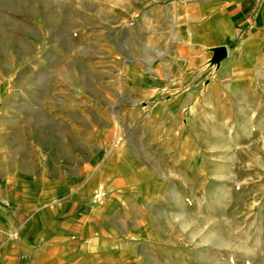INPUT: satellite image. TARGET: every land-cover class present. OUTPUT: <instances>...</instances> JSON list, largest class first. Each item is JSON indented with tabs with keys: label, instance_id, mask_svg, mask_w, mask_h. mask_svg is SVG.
<instances>
[{
	"label": "crops",
	"instance_id": "obj_1",
	"mask_svg": "<svg viewBox=\"0 0 264 264\" xmlns=\"http://www.w3.org/2000/svg\"><path fill=\"white\" fill-rule=\"evenodd\" d=\"M34 5L61 31L0 109V264H185L170 169L202 120L264 134V0Z\"/></svg>",
	"mask_w": 264,
	"mask_h": 264
},
{
	"label": "rangeland",
	"instance_id": "obj_2",
	"mask_svg": "<svg viewBox=\"0 0 264 264\" xmlns=\"http://www.w3.org/2000/svg\"><path fill=\"white\" fill-rule=\"evenodd\" d=\"M35 1L0 0V109L18 93L21 65L34 62L35 37L46 38L48 49L50 33L61 31L48 18L35 21ZM232 123L202 120L181 139L183 166L170 169L183 182L167 184L169 230L162 235L176 241L170 254L185 264H264V134L254 121Z\"/></svg>",
	"mask_w": 264,
	"mask_h": 264
},
{
	"label": "water",
	"instance_id": "obj_3",
	"mask_svg": "<svg viewBox=\"0 0 264 264\" xmlns=\"http://www.w3.org/2000/svg\"><path fill=\"white\" fill-rule=\"evenodd\" d=\"M214 53H215V59L219 58V57L222 56L223 53H224V49H223V47H217V48L214 50Z\"/></svg>",
	"mask_w": 264,
	"mask_h": 264
}]
</instances>
